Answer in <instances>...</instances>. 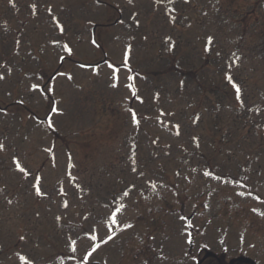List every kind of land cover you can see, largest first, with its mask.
<instances>
[{
    "label": "rangeland",
    "instance_id": "rangeland-1",
    "mask_svg": "<svg viewBox=\"0 0 264 264\" xmlns=\"http://www.w3.org/2000/svg\"><path fill=\"white\" fill-rule=\"evenodd\" d=\"M0 264H264V0H0Z\"/></svg>",
    "mask_w": 264,
    "mask_h": 264
},
{
    "label": "snow or ice",
    "instance_id": "snow-or-ice-1",
    "mask_svg": "<svg viewBox=\"0 0 264 264\" xmlns=\"http://www.w3.org/2000/svg\"><path fill=\"white\" fill-rule=\"evenodd\" d=\"M35 6H33V8H34ZM209 39H211V38H209ZM131 79V78H130ZM228 79L230 80L231 78L230 77H228ZM36 86L35 85H33V88H35ZM129 87H132L131 85H129ZM234 87H235V85H234ZM132 92H133V95H135V92H136V90H135V88H132ZM237 99L239 100L240 99V96H239V88H237ZM54 111H55V109H54ZM133 122L134 123H137V121H136V115H135V113L133 112ZM178 127V126H177ZM17 167L19 168V164H17ZM21 171H23V169H20ZM208 173H206V175H207ZM37 180H39V177H37ZM153 187H155V185H153ZM37 193L39 194V189H38V187H37ZM240 195H243V193H239ZM125 195H127V193H125ZM66 206V205H65ZM124 206L121 204V205H119L117 208H116V211L115 212H113V214H112V217L110 218L111 220H112V222L113 223H115V215H116V212H119L122 208H123ZM128 226H130V225H126V227H128ZM93 239H95V237H93ZM109 239H111V237H109ZM74 243V242H73ZM97 247H98V245H97ZM73 250H75V249H73ZM93 251L95 250V248H93L92 249ZM90 254V253H89ZM21 259L23 260L24 258L23 257H21Z\"/></svg>",
    "mask_w": 264,
    "mask_h": 264
}]
</instances>
